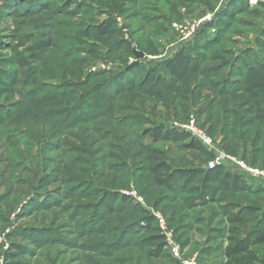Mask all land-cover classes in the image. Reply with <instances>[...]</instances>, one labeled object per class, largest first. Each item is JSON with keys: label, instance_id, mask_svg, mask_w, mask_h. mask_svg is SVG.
<instances>
[{"label": "rangeland", "instance_id": "rangeland-1", "mask_svg": "<svg viewBox=\"0 0 264 264\" xmlns=\"http://www.w3.org/2000/svg\"><path fill=\"white\" fill-rule=\"evenodd\" d=\"M182 49L196 60L171 76ZM262 85L264 0H0V264H180L156 214L183 258L264 264V243L227 254L264 192L179 172L221 161L264 183L241 165L264 170ZM191 117L208 155L149 134Z\"/></svg>", "mask_w": 264, "mask_h": 264}, {"label": "trees", "instance_id": "trees-1", "mask_svg": "<svg viewBox=\"0 0 264 264\" xmlns=\"http://www.w3.org/2000/svg\"><path fill=\"white\" fill-rule=\"evenodd\" d=\"M237 1V0H235ZM242 1V0H238ZM232 17L229 13H224L223 19L225 17ZM103 35L111 34L112 31L110 30V26L104 27L100 31ZM196 60L192 56H190L189 51L187 49H182L179 51L175 56L172 58H167L164 60V66L167 68L169 74L171 76H178L181 72L188 70L191 61ZM261 86L259 84L257 87ZM264 86V85H262ZM264 93V92H263ZM152 139L159 140V139H169L175 140L178 142H187V147L190 149H196L203 154H210L207 149L202 145V143L196 140L190 133L185 130L167 127L165 124H158L154 130L149 132ZM212 158V157H211ZM182 177V181L180 186L184 188L189 181L193 178H197L200 176H204V181L206 183H214L219 184L226 190H234V191H245V192H252V193H261L264 192V183L260 184H253L247 179V174H242L241 172H234L225 167H215L210 170L204 168H192V169H182L179 171ZM178 175L172 174L170 179H175ZM249 178V177H248ZM251 178V177H250ZM218 187L208 189V191L204 188V191L200 193V196L196 197V202L201 200V204L207 202V199H214L218 193ZM194 201V200H192ZM195 204V203H194ZM241 211L238 214H230V222L232 224H237L239 226L245 225L246 223V215H251L255 212V209L252 207L240 208ZM159 229V228H158ZM160 230V229H159ZM160 241L164 240L163 235H159L157 238ZM264 243V217L259 222V228L256 230L255 233L250 234L247 236L243 241L239 242L234 248L228 250V256H232L233 254L244 253L249 255V251L256 245H261ZM166 245L160 244L159 251L162 252Z\"/></svg>", "mask_w": 264, "mask_h": 264}, {"label": "built area", "instance_id": "built-area-1", "mask_svg": "<svg viewBox=\"0 0 264 264\" xmlns=\"http://www.w3.org/2000/svg\"><path fill=\"white\" fill-rule=\"evenodd\" d=\"M181 129L190 133L193 137L197 138L201 143L206 146L213 145V139L203 130H199L196 125V120L194 117H191L190 122L185 126H181ZM222 162L218 161L216 163L211 164V168H215L221 166ZM241 165L252 175L254 178H258L264 180V170L248 167L244 162H241ZM155 217L160 222V229L164 233L167 238V246L170 248L171 255L174 256L175 259L180 261V264H197V260L195 258H183L181 256L180 247L176 242H174L171 238V235L166 232V227L164 220L160 214H156Z\"/></svg>", "mask_w": 264, "mask_h": 264}, {"label": "water", "instance_id": "water-1", "mask_svg": "<svg viewBox=\"0 0 264 264\" xmlns=\"http://www.w3.org/2000/svg\"><path fill=\"white\" fill-rule=\"evenodd\" d=\"M143 55L142 54H138V57H142Z\"/></svg>", "mask_w": 264, "mask_h": 264}]
</instances>
